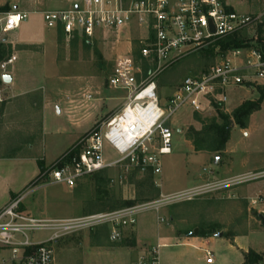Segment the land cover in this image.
Here are the masks:
<instances>
[{"label": "rangeland", "instance_id": "obj_1", "mask_svg": "<svg viewBox=\"0 0 264 264\" xmlns=\"http://www.w3.org/2000/svg\"><path fill=\"white\" fill-rule=\"evenodd\" d=\"M226 1L230 8L237 12L261 15L264 18V0ZM33 2L34 0H25L26 7L31 6ZM37 2L38 6L33 8V11H53L68 7L66 0H37ZM15 32L32 43L30 51L35 54L36 62L30 66V69H33L30 83L34 92L26 98L11 101L3 99V103H0V110L3 108L0 111V155L9 157L21 151L24 154L30 153L40 157L41 152L46 148L50 155L71 152L75 156L82 149V139L91 130L106 125L121 107L126 92L109 88L107 78L118 55H126L125 53L128 51L125 44L127 35L135 36L141 30L133 29V32H122L118 43L115 42V37L108 34L104 39L102 36H98L91 41L79 39L67 42L59 33L61 38L59 37L57 42V60L66 62L64 64L53 62L55 50L49 51L46 56L42 54V51L48 48L49 36H54L58 32L47 29L41 15H29ZM15 32L9 35V40ZM253 33L257 37L261 35L259 30L254 27L248 33L250 34L248 38ZM30 36L37 37V40H31ZM114 44H116L115 47ZM133 51L137 53L138 49H133ZM217 60L215 49H207L184 57L163 70L155 80L160 105L167 104L169 97L185 77L198 76ZM25 77L27 78L26 75ZM90 77L93 79L90 80ZM20 86L22 87V83ZM43 88L52 99L51 101L56 98L57 94L64 96L66 93L90 89L95 95L98 94L97 98L102 99L103 102L101 108L94 112L93 117L80 126L72 124L67 119L62 104H57L61 110L60 115L56 114V106L51 105L45 116L44 132L42 133L39 112ZM258 88L264 87L226 88L224 91L226 102L224 107H221V111L224 112L225 108L232 113L242 102L257 100L259 98V96L257 97ZM23 89L22 87L21 90ZM85 110L87 114L93 113V109L90 107ZM85 110L83 109L81 114ZM95 116L97 119L94 118ZM213 118H217L214 108L212 110L205 109L202 113L197 114L194 113L190 105L185 104L176 110L167 122L172 136L171 154L161 158V174L159 175H153L150 170L108 168L82 179L72 189L64 184L48 185L49 174L59 166L60 157L50 165L51 170L44 174L36 185L32 186L31 184L20 194V196L25 195L21 201V207L28 215L48 219H68L110 213L127 207L159 201L162 197L177 193L174 190L190 184L192 178H211V174L217 172L221 175L225 169L222 168L223 165H227L230 160L232 162L231 170H234L236 175L241 172L240 164H238L241 159H246L253 164H257L259 160L264 162V106L262 110L249 117L245 129L239 127L231 129L229 125L227 147L230 153L228 155L223 152L216 154L208 153L206 150L196 151L191 142L186 140V136L192 130L200 131ZM218 122L220 123V120ZM60 134L65 135L59 136ZM200 146L208 148L207 144L201 143ZM258 152H260L259 155H257ZM105 154L108 161L118 158V155L110 148H106ZM218 157L221 162L216 165ZM50 166L46 169H50ZM258 171L251 172V174L258 173ZM214 183L216 182L209 181L207 184ZM263 187L264 178H259L227 188L232 196L229 198L224 194H217L219 191H213L196 196L190 201L165 205L160 208L158 213L153 210L141 212L136 218V226L139 230L146 229L150 235L148 238V233H146L147 238L144 239L146 244L141 246L143 253L156 245V226H160L164 231L169 229L176 235L181 232L193 234L195 231L198 234L207 233L206 239L209 240L207 249L215 259L213 264H218L220 258H225L230 262L235 254L236 246L245 248L248 245L256 247L260 243L264 244V218L256 213L259 206L255 208L246 206L242 200L246 194L257 193ZM106 229L99 227L84 231L56 244L54 246V264H64L63 262L59 263L60 258L57 257V253L61 249H72L78 253L83 249L95 247L98 249L119 247L121 245L119 242L112 243L109 240V232ZM134 234L132 233L131 237L127 239L125 245H129L128 242L134 237ZM235 236L238 238L236 244L233 243ZM37 237H43V235ZM179 249L178 246H164L159 251L163 258L170 261L174 260V257L171 256L172 253ZM260 256L263 259L264 254ZM194 257L193 261L196 264H207L199 251H195ZM64 261H66L65 264H84L81 254H70L65 257ZM261 261L264 262V260ZM114 264L120 263L115 259Z\"/></svg>", "mask_w": 264, "mask_h": 264}, {"label": "built area", "instance_id": "obj_2", "mask_svg": "<svg viewBox=\"0 0 264 264\" xmlns=\"http://www.w3.org/2000/svg\"><path fill=\"white\" fill-rule=\"evenodd\" d=\"M26 18L19 12L0 13V45H10L9 35ZM43 22L67 42L91 41L98 36L104 39L108 34L118 43L122 32L141 30L135 36L127 35L130 51L115 59L107 78L109 88L126 92L121 107L106 125L91 130L82 139L78 154L62 160L50 172L48 185L64 184L72 189L82 179L108 168L150 170L159 175L161 158L171 154L172 136L167 122L179 107L188 104L200 114L212 110L214 104L223 106L226 88L264 87V33L258 37L253 33L248 38L254 27L264 31V18L237 12L226 0H71L68 9L44 12ZM227 39L238 40L241 45L220 52V43ZM136 48L138 52L134 53ZM207 49H215L218 60L198 76L185 77L167 104L161 106L155 84L159 74L182 58ZM13 61L10 54L0 62V77ZM106 148L118 158L108 161ZM263 176L261 173L205 184L156 202L68 219L34 218L21 208L25 195L18 196L0 209V264H54L57 243L99 227L107 228L109 240L118 243L125 230L136 227V218L143 211L158 213L165 205L190 201ZM161 247L156 244L148 248L135 264H162ZM214 262L212 253L207 252L206 263Z\"/></svg>", "mask_w": 264, "mask_h": 264}, {"label": "crops", "instance_id": "obj_3", "mask_svg": "<svg viewBox=\"0 0 264 264\" xmlns=\"http://www.w3.org/2000/svg\"><path fill=\"white\" fill-rule=\"evenodd\" d=\"M66 1L68 3V7L64 9H60V10H65L70 7L71 0H66ZM37 3H38L37 0L36 1L34 0V2L31 3V6L26 7L25 0H0V8L6 7L7 8L6 13L8 12L24 13L27 15V18L31 14H39L43 18V13L48 12V11H33L32 9L38 6ZM59 37H60L59 32L54 34V36H49L48 48L44 49L42 51V54L43 56H46L49 53V51L53 52L55 50V57L53 58V62L57 64H64L66 62H63V61L59 62L57 60L58 58L57 42H58ZM30 39L37 40V37L30 36ZM9 42H10V45H4V46L9 47L10 54L14 56V61L6 69V72L2 76V77H8L10 79V82L3 83L1 81V84H0L1 97L2 99H5V101L26 98L27 96H29L30 94L34 92L33 89H31V83H30V80L32 78L31 72L33 71V69H30V66L34 65L36 62L35 54L30 51L31 49L30 46L32 43L28 40H25L24 37H22L21 34H18L17 32L13 34ZM111 46L113 47V43ZM115 46L116 44H114V47ZM127 49L128 51L125 54H127L130 51V48L128 45H127ZM119 56L120 55H118V57ZM21 67L23 68L21 69ZM24 74L27 76V78L25 77ZM89 79L91 80L93 78L90 77ZM20 83H22V87L24 88L23 90H21L22 87L20 86ZM2 91L4 93L3 95L4 98L2 96ZM87 96H90V98L87 99ZM97 96L98 94L95 95V93H92L90 89H84V90H81V91L79 90L74 93H66L64 94V96H62L61 94H57L56 98L53 101H51L52 99L50 98V96H48L47 91L46 90L44 91V88H43L41 91L40 112H39L40 119H41L40 128H41L42 133L44 132L43 129H44V124H45V116L47 115V112L49 111V107L51 105L56 106V114L60 115L61 110L58 108L57 104H62L63 111L67 119L72 124L76 126H80L86 120L91 119L93 117L94 112H96L97 110L101 108L103 100L100 98H97ZM257 97H258V93H257ZM254 101H256V99H254ZM263 106H264V103L261 105L260 110H262ZM88 107L93 109V113L87 114V111L85 109H87ZM82 108L85 110V112L84 113L82 112L81 114V111L83 110ZM224 113L228 115L231 114V112L225 110V108H224ZM94 118H96V116ZM96 119L94 120V123L96 122ZM234 127H237V126H235L232 123L231 129H233ZM243 131H244V135H246L245 130ZM61 135H65V134H60L59 136ZM227 146H228V142H226L224 151H223L225 155H228L230 153ZM30 149L32 150V148ZM259 154L260 152H258L257 155ZM63 155H64L63 153L50 155V153H48V150L46 148H44V150L41 152L40 157L36 155L33 156L30 153L24 154L21 151L9 157L0 155V209H2L9 202L14 200L18 196H20V194L24 192L33 183V181L36 179V177L39 174L37 161L43 162L46 168L52 165L54 161H56ZM220 162H221L220 157L216 158V165H219ZM229 163H227V165L225 164L223 165L222 168L223 169L225 168V169L221 175L220 173L217 172L216 174L212 173L211 178H207V177L192 178V180L190 181V184L180 189L174 190V192L178 193V192L186 191L188 189L190 190V189L198 188V187H201L207 184L209 181L220 182V181H226V180H233L236 178H241V177L249 176V175H256V174H261V173L264 174V162L260 160L257 164H253L246 159H241V161H239L238 163L240 164L241 172L237 175L234 173V170L233 171L231 170V165H232L231 160L229 161ZM243 171L246 173H244ZM257 171L258 173L251 174V172H257ZM262 178H264V176L261 177L260 179ZM228 190L229 189H226L224 191L221 190V192L219 191L217 194L219 195L224 194L229 198V196L231 195L229 194L230 191ZM242 200L245 202L246 206H251L253 208L259 206L256 213L259 214L261 218H264V205H263L264 204V187L261 191H258L257 193L246 194L245 197H242ZM22 210L24 211L23 208ZM34 218L48 219V218H41V217H34ZM51 219H58V218H51ZM181 220L182 222H184L183 219ZM156 227H157L156 244H159L163 247L164 246H168V247L178 246L180 248L177 252L172 253L171 256L174 257V260H170V261L167 258H163L159 251V258L162 264H196L193 261V258H195L194 257L195 251H199L203 255L204 260L206 261V253L209 252L207 249L209 240L204 237H199V234L197 233V231H195L193 234H187L186 232H181L176 235L175 233H172L171 230L169 229L168 231L167 230L164 231L162 230L160 226H156ZM132 233H135L134 237L132 236L133 238H131L130 242H128L129 245H125L127 244V239L131 237ZM146 233H148L146 229L139 230L136 226L134 229L125 230L123 232L122 239L119 242L121 245L119 247L109 248V249H98L95 247V248H90V249H83L81 252H78V253L74 252L72 249L65 248V249H61L57 253V257L60 258L59 263L63 262L64 264L67 261V260L64 261L65 257L69 256L70 254H79V255L81 254L84 259L83 261L84 264H95V263L96 264H101V263L114 264L115 259H117V261H119L120 264H135L137 263L140 256H142L143 254V250L141 246L143 244H146L144 242V239L147 238ZM149 237L150 235L148 233V238ZM62 242H64V240L61 241L60 243ZM237 242H238L237 236L233 237V243L236 244ZM248 251H253L254 253L258 255H263L264 254V244L260 243L256 247L254 246L250 247V245H248L245 248L236 246V249L234 250L235 254H233L231 261L228 262L227 259L220 258L218 261V264H242L243 263L242 253H247ZM262 260H264V257Z\"/></svg>", "mask_w": 264, "mask_h": 264}, {"label": "trees", "instance_id": "obj_4", "mask_svg": "<svg viewBox=\"0 0 264 264\" xmlns=\"http://www.w3.org/2000/svg\"><path fill=\"white\" fill-rule=\"evenodd\" d=\"M0 12H7V8H0ZM259 33H262V27H259ZM241 43L235 39H227L224 42L220 43V52H224L229 48L239 47ZM10 55L9 47L4 45H0V62L3 59ZM1 84V78H0ZM259 98L256 101H244L242 102L230 115L221 111V105H213V108L217 114V118H213L210 120L207 126H203V128L196 132L194 130L191 131L190 134L186 136V140L191 142L196 151L206 150L208 153H216L219 154L224 151L225 144L229 137V125L231 122L241 129H245L247 126V122L249 117L255 113L260 111L261 105L264 102V88H258L257 90ZM3 108L0 110L2 111ZM220 120V123L218 122ZM201 143L207 144L208 148L201 147ZM201 147V148H200ZM74 156V153L71 152L65 153L60 162L70 160ZM37 166L39 170V174L36 179L33 181L32 186L36 185L38 181H40L44 174H46L49 168H45L43 162L37 161ZM103 172V171H101ZM100 173V172H99ZM124 204V203H123ZM127 204V203H126ZM125 205V204H124ZM199 237H207V233L199 234ZM243 263L242 264H256L262 260V257L253 251H248L247 253H242Z\"/></svg>", "mask_w": 264, "mask_h": 264}, {"label": "water", "instance_id": "obj_5", "mask_svg": "<svg viewBox=\"0 0 264 264\" xmlns=\"http://www.w3.org/2000/svg\"><path fill=\"white\" fill-rule=\"evenodd\" d=\"M1 81L3 82V83H9L10 82V79L8 78V77H2L1 78ZM232 126V123H230V127ZM220 236V235H219Z\"/></svg>", "mask_w": 264, "mask_h": 264}]
</instances>
